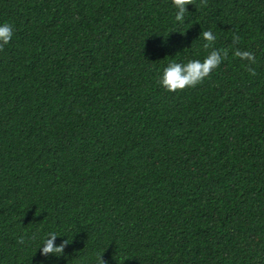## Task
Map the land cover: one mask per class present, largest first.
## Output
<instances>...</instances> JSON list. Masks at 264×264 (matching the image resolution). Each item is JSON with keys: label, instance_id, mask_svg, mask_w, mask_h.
<instances>
[{"label": "trees", "instance_id": "1", "mask_svg": "<svg viewBox=\"0 0 264 264\" xmlns=\"http://www.w3.org/2000/svg\"><path fill=\"white\" fill-rule=\"evenodd\" d=\"M186 8L0 0V264H264V0ZM206 30L227 58L166 91Z\"/></svg>", "mask_w": 264, "mask_h": 264}, {"label": "clouds", "instance_id": "2", "mask_svg": "<svg viewBox=\"0 0 264 264\" xmlns=\"http://www.w3.org/2000/svg\"><path fill=\"white\" fill-rule=\"evenodd\" d=\"M194 0H172L173 6L177 9L175 14L176 21H183L185 15L189 12L187 5H192ZM207 0H201V6H206ZM14 28L10 23L0 24V50H3L13 37ZM203 39L206 43L203 45L205 49H212L208 55L201 61L200 59L189 60L187 63H169L162 72L158 84L168 92L182 91L186 88H193L201 84L210 74L220 66V64L227 58L228 49H217L213 45L216 41V36L210 31L203 32ZM240 37L233 34V44H238ZM235 57L246 60L249 64H255L256 58L254 53L250 51H242L239 48L234 49L232 53ZM247 71L251 75H256L255 69L246 66ZM58 237L56 232L48 233V236L43 241L41 248V255L48 257L49 255L61 256L64 253V248L69 244L67 239H64L59 245L54 241ZM19 243H23V238H19ZM102 255L98 257V264H107L103 260Z\"/></svg>", "mask_w": 264, "mask_h": 264}]
</instances>
